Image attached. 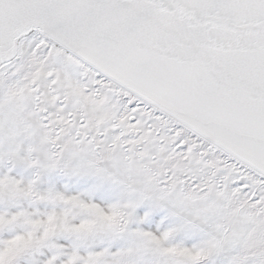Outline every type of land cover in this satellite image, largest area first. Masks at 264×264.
I'll list each match as a JSON object with an SVG mask.
<instances>
[{
	"label": "snow or ice",
	"instance_id": "snow-or-ice-1",
	"mask_svg": "<svg viewBox=\"0 0 264 264\" xmlns=\"http://www.w3.org/2000/svg\"><path fill=\"white\" fill-rule=\"evenodd\" d=\"M0 264H264V0H0Z\"/></svg>",
	"mask_w": 264,
	"mask_h": 264
}]
</instances>
